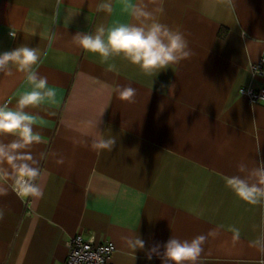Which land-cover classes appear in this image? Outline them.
Returning a JSON list of instances; mask_svg holds the SVG:
<instances>
[{
	"label": "crops",
	"instance_id": "crops-1",
	"mask_svg": "<svg viewBox=\"0 0 264 264\" xmlns=\"http://www.w3.org/2000/svg\"><path fill=\"white\" fill-rule=\"evenodd\" d=\"M100 2L0 0V53L38 47L37 71L56 92L54 101L26 109L45 141L31 148L44 195L20 198L10 188L0 197V264H64L78 233L112 242L109 264H162L146 258L154 244L219 225L199 264H258L261 253L249 242L264 207L240 201L224 177L241 161L264 158V100L250 102L240 91L264 87V75L251 71L264 54V0H144L192 51L157 75L122 56L104 62L73 43L77 32L132 22L128 5L137 0H112L110 13L98 11ZM129 84L131 103L116 91ZM31 88L15 68L0 73V104L14 107ZM101 134L116 137L112 151L91 148ZM233 225L238 242L227 230ZM135 235L145 249L134 254L124 238Z\"/></svg>",
	"mask_w": 264,
	"mask_h": 264
},
{
	"label": "clouds",
	"instance_id": "clouds-1",
	"mask_svg": "<svg viewBox=\"0 0 264 264\" xmlns=\"http://www.w3.org/2000/svg\"><path fill=\"white\" fill-rule=\"evenodd\" d=\"M97 8L98 11L110 13L112 0H101ZM128 10L132 22L111 27L100 24L92 33L77 32L72 36L73 43L87 53L99 55L104 62L122 56L148 75H157L170 65L190 58L192 51L184 34L160 22L144 0L129 4ZM8 35L15 39L17 33L9 31ZM40 59L41 50L26 44L0 53V73L11 76L15 68L24 73L26 81L32 85L30 91L19 95L14 107H10L9 103L0 104V197L6 196L10 188L20 198H42L44 195L38 183L41 176L39 160L32 154L31 148L45 141L42 134L34 129L33 116L26 111L29 107L39 106L46 99L54 101L56 96L55 90L48 86L47 77L37 71ZM116 91L120 100L129 103L136 96V89L130 84L118 85ZM8 137L11 139L5 142ZM79 143L88 144L87 141ZM116 143V137L105 138L101 134L91 141L90 146L97 152L112 151ZM55 163L63 165L64 157H59ZM224 181L240 201L264 207V158L255 162L254 166L241 161L237 164V173L225 176ZM4 217L5 209L0 207V221ZM223 227L219 225L191 240L171 236L163 245L157 243L148 249L146 258L151 260L154 255L158 256L162 264H199L208 238L218 236L219 229ZM227 230L231 232L234 242L240 240L241 230L238 227L229 226ZM124 239L134 254L137 250L145 249V241L138 235ZM249 246L261 253L258 264H264V218L259 225V235L249 242Z\"/></svg>",
	"mask_w": 264,
	"mask_h": 264
},
{
	"label": "built area",
	"instance_id": "built-area-1",
	"mask_svg": "<svg viewBox=\"0 0 264 264\" xmlns=\"http://www.w3.org/2000/svg\"><path fill=\"white\" fill-rule=\"evenodd\" d=\"M253 74L264 75V54L251 65ZM240 91L250 102L264 100V87H243ZM114 250L112 242L105 240L95 243L93 238H85L81 233L68 241V254L64 264H109Z\"/></svg>",
	"mask_w": 264,
	"mask_h": 264
}]
</instances>
